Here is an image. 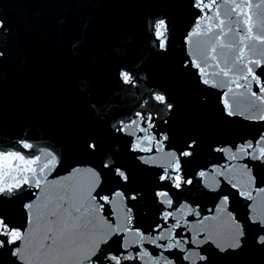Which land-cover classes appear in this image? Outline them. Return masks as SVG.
<instances>
[{"label":"water","instance_id":"1","mask_svg":"<svg viewBox=\"0 0 264 264\" xmlns=\"http://www.w3.org/2000/svg\"><path fill=\"white\" fill-rule=\"evenodd\" d=\"M252 3L261 4V0ZM192 4L193 0H0V148L18 147L16 142L23 139L33 144L37 154L41 149L52 151L59 163L48 181L63 180L77 168L95 169L101 181L93 195L111 197L117 190L126 195L138 193L136 200L126 199L123 205L132 209L133 227L151 232L154 225L163 223L164 206L155 197V191L164 187L156 178L160 169L136 159L153 153L132 152L134 138L115 131L113 125L141 110L152 93H163L173 105L171 112L160 111L162 106L155 101L143 108L158 113L154 131L168 134L166 150H183L188 142L196 141L194 155L184 165L186 173L196 179L181 191L169 189L174 204L186 203L201 216H212L219 199L228 196L226 211L244 229L239 248L221 252L209 240L198 247L185 245V249L206 257L204 261L195 258L196 264H264V245L259 243L264 228L250 222L252 201L241 197L223 176L216 178L220 186L215 192L198 177L202 169L248 164L255 180L252 188L264 187V163L230 162L214 151L217 146L258 138L264 133V121L228 116L222 90L201 83L197 70L185 66L191 59L186 36L201 15ZM253 11L264 14V4ZM161 19L168 26L166 50L155 46L152 35V23ZM256 58L261 57L257 54ZM253 67L264 80V64ZM122 68L135 74L136 87L118 78ZM252 89L259 92L254 82ZM92 141L99 145L95 152L87 147ZM109 159L123 168L127 182L103 167ZM88 179L77 176L66 183L84 185ZM41 185L42 194L39 189L26 188L12 197H0V217L22 232L30 231L33 225L25 205L33 203L35 214V205L42 207L50 195L62 191L44 180ZM102 215L114 220L112 205H105ZM184 219L197 222L194 215ZM176 231L192 235L184 227ZM121 245V237L113 236L104 247L119 253ZM144 247L153 257L161 251L151 244ZM128 250L140 249L133 245ZM186 254L179 249L164 253L173 264H191L183 258ZM0 264L21 262L10 247H4L0 248Z\"/></svg>","mask_w":264,"mask_h":264},{"label":"snow or ice","instance_id":"2","mask_svg":"<svg viewBox=\"0 0 264 264\" xmlns=\"http://www.w3.org/2000/svg\"><path fill=\"white\" fill-rule=\"evenodd\" d=\"M261 4H264V0H261ZM261 4H253L252 0H193L192 6L201 15L186 36L191 59L185 62V66L197 70L201 83L222 90L223 107L230 117L241 115L246 120L264 121V80L253 67L259 68L264 64V14L253 11L259 9ZM2 28L3 22L0 21ZM151 28L155 46L166 50V22L163 19L155 21ZM257 54L260 59L256 58ZM117 75L123 84L137 86V78L132 72L122 68ZM253 82L259 92L253 91ZM150 101L162 106L160 111L173 110L172 103L163 93H152L143 105ZM143 105L141 110L134 111L127 119L119 120L113 127L115 131L134 138L130 142L132 152L153 153L151 156L138 155L136 159L160 169L156 178L164 187L155 191V197L164 206L160 216L163 223L154 225L148 233L133 227L132 209L125 207L123 201L136 200L139 194L126 195L117 190L111 197L93 195L101 181L100 173L93 168H77L63 180L48 181V176L59 163L57 155L43 149L37 154L33 151V144L22 139L16 142L18 147L0 148V197H12L26 188L39 189L42 194V180L51 187L60 186L62 191L50 195L42 207L35 205V214L32 211L33 203L25 205L28 222L33 225L30 231L22 232L0 217V248L10 247L11 254L21 264H124L136 259L144 261V264H173L164 255L172 249L186 252L183 258L196 264L195 258L204 261L206 257L192 249H185V245L195 244L198 247L210 240L221 252L226 248H239L244 229L232 213L226 211L228 196L219 199L212 216H201L196 207L186 203L174 204L169 189L181 191L196 179L189 176L184 167L187 158L194 155L196 141L188 142L183 150H166L168 134H156L154 131L158 113L144 109ZM87 147L95 152L99 145L92 141ZM214 151L223 153L230 162L250 159L264 163V133L256 139L235 145L217 146ZM103 167L113 171L124 182L128 181L123 168L111 159ZM237 175L242 178L237 179ZM77 176L88 177V182L84 185L66 183ZM220 176L241 197L252 201L248 205L251 210L250 222L264 228V187L258 190L252 188L255 180L248 164L229 163L198 172L199 180L212 192L220 186V181L216 179ZM40 194H36L38 199ZM105 205H112L114 220L102 215ZM188 215L196 216L197 222L192 224L184 219ZM170 219L175 223H169ZM181 227L191 231V237L176 231ZM113 236L122 239L123 250L119 253L105 251L104 246ZM259 243L264 245V235L259 237ZM145 244L154 245L161 251L153 257L144 247ZM133 245H138L140 250L130 252L128 249Z\"/></svg>","mask_w":264,"mask_h":264}]
</instances>
